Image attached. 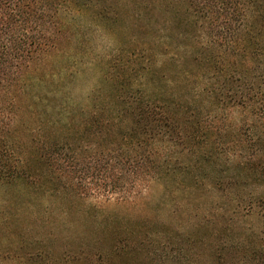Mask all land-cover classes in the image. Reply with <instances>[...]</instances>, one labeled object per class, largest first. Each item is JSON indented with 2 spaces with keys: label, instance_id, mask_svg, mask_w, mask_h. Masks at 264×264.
I'll list each match as a JSON object with an SVG mask.
<instances>
[{
  "label": "trees",
  "instance_id": "16d2710c",
  "mask_svg": "<svg viewBox=\"0 0 264 264\" xmlns=\"http://www.w3.org/2000/svg\"><path fill=\"white\" fill-rule=\"evenodd\" d=\"M71 7L101 15L135 7L140 25L158 12L154 23L163 19L164 34L154 27L146 38L134 37L132 49H116L133 72L125 77L128 90L119 83L124 76L104 71L111 92L94 89L83 107L57 91L66 101L52 112L30 108L38 124L25 121L20 132L13 125L16 91L27 87L25 71L56 48L58 13ZM4 103L12 114L5 142L21 151L6 168L11 178L31 176L51 191L83 174L98 176L108 196L123 199L151 182L201 195L208 188L219 199V181L235 166L241 181L234 188L244 193L264 183V0H0V108ZM236 108L250 117L235 123ZM234 195L226 201L231 211L215 212L217 230L233 229V216L247 221L264 205L260 192H251L248 205Z\"/></svg>",
  "mask_w": 264,
  "mask_h": 264
},
{
  "label": "rangeland",
  "instance_id": "374dc122",
  "mask_svg": "<svg viewBox=\"0 0 264 264\" xmlns=\"http://www.w3.org/2000/svg\"><path fill=\"white\" fill-rule=\"evenodd\" d=\"M135 9L120 7L116 15V10L101 15L77 7L62 9L56 48L25 71L24 91L17 87L21 93L14 127L31 120L36 127L37 117L29 109L54 111L66 101L57 91L69 92V102L83 107L94 89L111 92V83L102 80L107 70L124 76L119 83L128 90L125 77L133 72L125 70L116 49H132V39L146 38L154 27L160 36L164 24L163 19L154 23L158 12L149 18L151 24H134ZM10 110L8 103L0 108V264H264L262 203L247 221L233 216L231 224L238 221L233 229L215 227V212L221 207L231 211L227 200L233 201L236 194L248 205L251 192L264 194V183L252 184L244 194L234 188L241 181L234 166L219 181L223 186L218 191L221 198L216 192L219 199L208 188L201 195L181 190L178 184L167 189L156 182L137 187L135 195L123 199L119 194L108 196L98 176L86 179L83 174L67 189L48 191L39 179L11 178L6 169H12L21 153L17 143L5 142L12 127ZM233 111L235 123L250 117L247 108Z\"/></svg>",
  "mask_w": 264,
  "mask_h": 264
}]
</instances>
